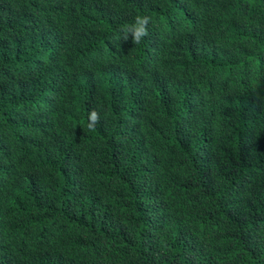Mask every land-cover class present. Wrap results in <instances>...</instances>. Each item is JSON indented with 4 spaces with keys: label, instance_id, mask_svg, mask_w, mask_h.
<instances>
[{
    "label": "trees",
    "instance_id": "16d2710c",
    "mask_svg": "<svg viewBox=\"0 0 264 264\" xmlns=\"http://www.w3.org/2000/svg\"><path fill=\"white\" fill-rule=\"evenodd\" d=\"M0 264H264V0H0Z\"/></svg>",
    "mask_w": 264,
    "mask_h": 264
},
{
    "label": "clouds",
    "instance_id": "9594fccd",
    "mask_svg": "<svg viewBox=\"0 0 264 264\" xmlns=\"http://www.w3.org/2000/svg\"><path fill=\"white\" fill-rule=\"evenodd\" d=\"M150 23H152V17L148 15L137 14L134 17L133 23H126L120 26L119 32L121 33V36L118 41H127L131 36L134 45L142 43L143 40L149 35L148 26ZM88 121V130L94 131L96 125L100 122L99 114L96 109H92L90 111Z\"/></svg>",
    "mask_w": 264,
    "mask_h": 264
}]
</instances>
